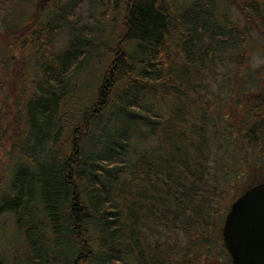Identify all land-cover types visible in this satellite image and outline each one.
I'll list each match as a JSON object with an SVG mask.
<instances>
[{"label": "trees", "instance_id": "16d2710c", "mask_svg": "<svg viewBox=\"0 0 264 264\" xmlns=\"http://www.w3.org/2000/svg\"><path fill=\"white\" fill-rule=\"evenodd\" d=\"M212 9L209 0L128 5L115 57L83 104L65 83L89 40L76 29L67 50L47 48L44 78L22 107L18 144L30 148H17L0 181V214L14 213L27 243L17 263L190 264L223 247L229 191L264 153V83L247 98L248 30ZM225 52L237 57L221 60ZM224 60L230 94L219 106L233 115L239 106L234 121L207 116L214 98L204 99L203 71Z\"/></svg>", "mask_w": 264, "mask_h": 264}, {"label": "rangeland", "instance_id": "374dc122", "mask_svg": "<svg viewBox=\"0 0 264 264\" xmlns=\"http://www.w3.org/2000/svg\"><path fill=\"white\" fill-rule=\"evenodd\" d=\"M152 1L154 0H0V181L7 179L14 152L23 151L26 154L30 148L28 142L18 144L19 132L23 129L22 107L31 94L37 92V85L44 78L41 69L45 65L41 63L47 48L55 55L67 50L76 37V29L82 30L81 37L89 40L90 52L79 68L68 74L65 83L73 91L68 94L72 95L69 101L75 105L83 104L87 102L88 90L96 87L115 57L118 41L125 31L124 9L131 3H136L140 8L147 7ZM192 1L205 0H176V4L183 8ZM209 1L213 3L215 18L248 30L251 49L240 55H245L246 60L243 62L246 63L248 72L254 75L241 88L247 91V98L251 97L257 92L258 83L261 86L264 83V0H252L257 9H244V4L251 0ZM130 44L132 40L125 43L126 52L131 50ZM236 57L237 54L225 52L221 60L227 58L233 61ZM54 66L57 68L56 64ZM203 72L207 85L204 99L210 102L214 98L211 106L214 112L207 113V116L219 114L222 121H234L236 116H243L244 112L238 113L239 106L234 107L235 110L231 109L236 111L234 115L225 106H219L221 99L226 100L230 94L229 89H226L232 73L230 63L224 60V63L215 64L212 73ZM232 100H228L230 108L235 103ZM17 148L20 149L17 151ZM253 157V162L249 160V169L234 182V187L229 191L230 198L227 197L226 200L231 199L233 202L238 197L235 193L240 192L247 183H255L264 178V153ZM20 230L14 213L0 214L2 264H19L16 257L22 258L26 253L27 243ZM155 245L156 243L147 246ZM211 246L212 251L203 253L202 258L190 264H231L224 246L221 247L219 243Z\"/></svg>", "mask_w": 264, "mask_h": 264}, {"label": "water", "instance_id": "95a60500", "mask_svg": "<svg viewBox=\"0 0 264 264\" xmlns=\"http://www.w3.org/2000/svg\"><path fill=\"white\" fill-rule=\"evenodd\" d=\"M221 237L233 264H264V181L230 204Z\"/></svg>", "mask_w": 264, "mask_h": 264}, {"label": "flooded vegetation", "instance_id": "af4514ba", "mask_svg": "<svg viewBox=\"0 0 264 264\" xmlns=\"http://www.w3.org/2000/svg\"><path fill=\"white\" fill-rule=\"evenodd\" d=\"M263 87H264V86H263ZM252 92H254V91H252ZM257 94H258V91H257V92H254V93L252 94V97L256 96ZM262 94L264 95L263 90H262ZM263 111H264V107H263ZM260 181H264V178H263L262 180H260Z\"/></svg>", "mask_w": 264, "mask_h": 264}]
</instances>
